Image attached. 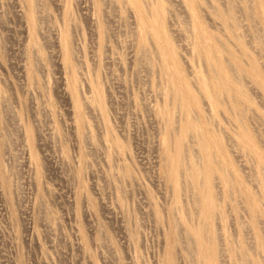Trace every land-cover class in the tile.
I'll list each match as a JSON object with an SVG mask.
<instances>
[{
  "label": "rangeland",
  "instance_id": "rangeland-1",
  "mask_svg": "<svg viewBox=\"0 0 264 264\" xmlns=\"http://www.w3.org/2000/svg\"><path fill=\"white\" fill-rule=\"evenodd\" d=\"M159 2L175 16L167 35L191 93L162 53L164 43L144 36L147 11L133 0H0V264H193L198 242L187 231L198 219L187 171L199 154L192 124L221 140L226 164H219L229 179L264 193V177L236 153V122L199 92L187 61L204 70L186 41L197 21L211 45L220 37L243 65L262 70L264 21L243 0H202L195 12L177 0ZM210 5L235 18L236 36L212 23ZM262 8L264 20V0ZM239 74L227 86L237 91L238 83L249 96L244 122L264 158V101ZM169 137L173 159L166 160ZM211 189L221 213L202 220L217 264L231 263L227 245L238 241L264 264V225L254 241L244 207L222 193L218 174Z\"/></svg>",
  "mask_w": 264,
  "mask_h": 264
},
{
  "label": "bare ground",
  "instance_id": "bare-ground-1",
  "mask_svg": "<svg viewBox=\"0 0 264 264\" xmlns=\"http://www.w3.org/2000/svg\"><path fill=\"white\" fill-rule=\"evenodd\" d=\"M133 1L139 11L141 8L147 11L146 13H141V26H143L142 30L144 31V36L150 37V39L153 38L154 46L159 47L157 44L164 43V46L161 48L162 53H165L166 59L173 65V67L177 68V80L188 89L189 93H191L192 82L181 69L178 55L176 52H174L170 39L167 35L168 29L169 32H173L174 28H172L171 24L173 21L172 18L175 17L174 14H170L169 16L167 11H165L166 8L160 4V0H145L144 3L142 0ZM141 1L143 5H141ZM177 1L185 9L189 6L193 12H195L196 8L202 9V0ZM243 1L246 3H251V8L253 10L251 14L258 17V22L264 21L262 17V0ZM232 8L234 9L233 6ZM206 11L209 16H212V23L215 25L221 24L224 29V33L228 34L229 36H236L235 30L238 28L239 23L236 22L235 18L231 20L219 9H215L213 5H210ZM192 24L193 29L188 31L186 34L188 39H185L187 41V45L189 44V50L195 57H193V59L197 61L198 66L203 68L204 75H200L197 72L196 67L192 66L191 63L188 64L187 61L189 72L193 75V80L197 82V88L207 101L208 105L210 102V108L213 109V111L219 110V107L224 108L225 118L227 115L229 122H232L233 120L236 122L234 136L240 141L236 143L237 147L235 150L237 155L239 157L244 155V158L250 159L253 164V166L249 165V171L251 174L264 177V158H262L257 152L253 150L255 145L252 142V136L249 132V129L244 122L246 115L244 113L245 109L242 108V106L244 101L250 104L251 100L248 95L240 92L238 83L236 86L238 92L235 91V88L233 90L228 89L227 86V82L232 79L230 74L236 70L238 73H241L239 75L243 76L245 80L250 81L252 86L259 90V93H261L264 101V67L262 70H259L255 64L243 65L241 63L240 57L237 56L233 51L229 50L226 45V40L219 37L215 39L213 41V45H211L210 41L212 38L206 35L207 32H204L205 30L203 28H198L200 24L197 21H193ZM188 47L184 48L188 50ZM222 54L226 56V59H222ZM92 87L94 88L93 90L95 92V98L99 99V88L95 85H92ZM173 101L179 105H182L181 95L176 93L173 97ZM91 110L93 109L91 108ZM154 112L156 113H153V115L157 114L158 117L156 115V118H159L158 120L161 122V113L159 110L156 109ZM187 127L194 128V133L192 134L191 138L192 143H195L197 146L195 152L199 154L198 162L193 163L192 166L190 165L187 171V177L190 180L191 189L194 190L193 202L195 204L196 217L198 219L196 220L195 225L189 226L187 237H189L192 241L198 242V245L195 248L197 254L193 251V264H217L218 259L211 251V247L208 246L209 238L207 236V232L210 225L209 223L202 220L203 215L214 218L215 216H219V213H221V210L217 208V203L214 202L216 194H214L211 189L212 176L218 174L220 178L223 179L227 188V191H223L222 193H224L229 199L234 198L242 205V207H244L245 214L250 221L249 231L252 232V239L254 241H256L261 236V226L264 225V193L260 192L257 195V198V196L253 192L249 191L246 187L244 189H240L239 185L241 184V179H229L228 175L225 173L224 166L219 164V161L222 158L226 164V151L221 143V140H217L215 143L212 137L203 132V127L197 124L195 126L192 124L191 126ZM208 131H212L210 126H208ZM169 138L170 140L164 138L166 144H163L162 148V153L164 156L163 158L166 160L173 159V152H171V150L173 147L174 138ZM246 166L247 168L249 167L248 165ZM200 179H203V181ZM219 225L220 229H222L224 226V224L222 225L221 223H219ZM249 240L251 241L250 238ZM238 246L240 248L237 251L235 249ZM80 250L86 252V246L82 244ZM227 250L235 253L231 263L229 264H261L258 260L250 255V252L247 249H244L242 246H240L239 241L228 244ZM203 256H205V258H203Z\"/></svg>",
  "mask_w": 264,
  "mask_h": 264
}]
</instances>
